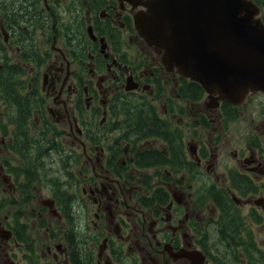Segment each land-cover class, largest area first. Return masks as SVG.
Masks as SVG:
<instances>
[{
    "label": "flooded vegetation",
    "instance_id": "obj_1",
    "mask_svg": "<svg viewBox=\"0 0 264 264\" xmlns=\"http://www.w3.org/2000/svg\"><path fill=\"white\" fill-rule=\"evenodd\" d=\"M41 1L0 0V264H264V105L231 128L264 93L193 100L144 0Z\"/></svg>",
    "mask_w": 264,
    "mask_h": 264
},
{
    "label": "water",
    "instance_id": "obj_2",
    "mask_svg": "<svg viewBox=\"0 0 264 264\" xmlns=\"http://www.w3.org/2000/svg\"><path fill=\"white\" fill-rule=\"evenodd\" d=\"M134 24L162 63L215 98L241 103L264 93V23L253 0H144ZM211 94V95H210Z\"/></svg>",
    "mask_w": 264,
    "mask_h": 264
},
{
    "label": "rangeland",
    "instance_id": "obj_3",
    "mask_svg": "<svg viewBox=\"0 0 264 264\" xmlns=\"http://www.w3.org/2000/svg\"><path fill=\"white\" fill-rule=\"evenodd\" d=\"M40 3L39 5H41L42 1L39 0ZM7 2V1H6ZM35 8L36 10H39V12H42V13H47L48 11L46 9H43V8H40V7H32L30 12L32 11V9ZM30 12L26 15H20L17 19L19 20L17 22L18 24V27H14V22L13 21H10L7 19V22L5 23V28L7 30L8 33H10V39H12L15 43L12 44V48H13V54L16 55V46H19V47H26V48H29V44H30V36L33 34V29L31 27V25L29 24V21H28V15L30 14ZM263 10L261 9L260 11V16L263 15ZM52 23L50 22V25ZM35 32H40V30H36ZM24 34V36H26V38H22L21 35ZM4 54L5 52L2 51ZM170 92L169 90L166 91V96L169 95ZM211 95V94H210ZM213 97L216 96V94L212 95ZM210 101H211V98H210ZM168 103V102H167ZM255 103V102H254ZM257 104H260L257 106ZM264 105V96L262 95H259L257 97V102L252 105L249 109H247L244 105H241L240 107L242 108L241 112L242 114V117H239L235 123L236 126H233L232 125V129L233 130H236L237 131V134H238V131L237 129H240L241 132L243 129H246L248 130L249 128V119L250 117H253V116H259V112H260V109L263 107ZM215 106H210V108H214ZM244 120H247L246 122ZM236 127V128H235ZM240 137V135L238 136H235V135H231L229 137V140H238V138ZM54 157V156H53ZM52 158H49V159H53ZM58 163V164H57ZM54 164L56 165H59L60 162L58 160L54 161ZM78 167H74V166H71V170L73 172V174H75L74 176H77V171H78ZM52 185H50V183H46L43 181V183L41 184V186H38V188L42 187L43 188V191H41V193L45 194V192L47 190H49V188L51 187ZM35 190V189H34ZM37 190H35L34 192H36ZM88 209H90V205L88 204ZM7 210V208L4 210V212ZM258 243L264 247V236L262 234V232H260L258 234ZM258 264H261L260 262Z\"/></svg>",
    "mask_w": 264,
    "mask_h": 264
},
{
    "label": "trees",
    "instance_id": "obj_4",
    "mask_svg": "<svg viewBox=\"0 0 264 264\" xmlns=\"http://www.w3.org/2000/svg\"><path fill=\"white\" fill-rule=\"evenodd\" d=\"M262 10H263V12H264V0H253ZM7 9H8V11H7V14H6V16H8L9 17V19H10V17H11V15H14L13 13H11V11L9 10V9H11V10H13L10 6H9V8L7 7ZM36 12V11H35ZM37 13V12H36ZM19 16H20V14H19ZM12 17H14V16H12ZM16 18H18V17H14L13 18V21L16 19ZM8 19V20H9ZM261 19H262V21H263V23H264V13H263V15H261ZM31 23H32V21H29V24L31 25ZM14 27H15V29H16V27H18V24H17V22H14ZM194 94L191 96V98L193 99V100H196L197 98H199V90H202L201 89V87H200V85L199 84H197L196 82H194ZM139 115H141V113L139 114ZM154 119H152V118H148V117H145V115H143L142 114V116L140 117V116H138V121H137V124L139 125V127H141V128H143L144 126H145V128H151V127H153L154 126V123L152 122ZM143 126V127H142ZM261 263V262H260ZM261 264H263V263H261Z\"/></svg>",
    "mask_w": 264,
    "mask_h": 264
}]
</instances>
